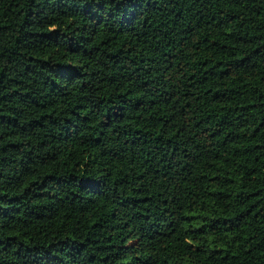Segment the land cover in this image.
<instances>
[{
  "label": "trees",
  "instance_id": "trees-1",
  "mask_svg": "<svg viewBox=\"0 0 264 264\" xmlns=\"http://www.w3.org/2000/svg\"><path fill=\"white\" fill-rule=\"evenodd\" d=\"M0 264H264V0H0Z\"/></svg>",
  "mask_w": 264,
  "mask_h": 264
}]
</instances>
